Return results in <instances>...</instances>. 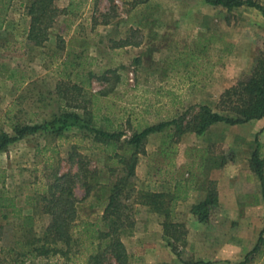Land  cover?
Instances as JSON below:
<instances>
[{"label": "rangeland", "instance_id": "374dc122", "mask_svg": "<svg viewBox=\"0 0 264 264\" xmlns=\"http://www.w3.org/2000/svg\"><path fill=\"white\" fill-rule=\"evenodd\" d=\"M29 1L13 0L0 28V131L13 134L15 124L49 123L66 109L92 113L98 127L119 128L123 135L117 144L122 145L136 129L176 120V127L147 136L120 199L133 221L127 226L130 220H123L119 233L129 264H184L199 256L194 237L201 230H192L193 239L186 241L184 224L192 217L183 201L192 193H199L196 202L205 197L210 167L224 172L226 196L233 183L240 203L263 205L261 183L250 166L260 132L249 136L244 124L226 123L199 135L189 129L200 106L225 114L220 94L251 74L264 42L259 11L205 0H53L66 12L55 17L47 41L34 45L27 37ZM84 124L69 121L60 136L43 128L0 151V264H12L22 245L40 238L49 224L41 197L55 174L65 175L60 182L76 199L74 252L57 264H86L97 253H102L100 264H118L99 246L101 239L88 237L87 228L106 229L101 214L108 186L124 176L125 168L116 156L108 157ZM257 150L264 161V144L258 143ZM94 172L104 185L93 186ZM88 182L92 187L86 194ZM142 191L173 198L170 216L138 203ZM212 210L216 226L218 215ZM168 222L184 226L179 242L164 226ZM261 248L249 264H264V244ZM23 264L48 261L37 256Z\"/></svg>", "mask_w": 264, "mask_h": 264}, {"label": "trees", "instance_id": "16d2710c", "mask_svg": "<svg viewBox=\"0 0 264 264\" xmlns=\"http://www.w3.org/2000/svg\"><path fill=\"white\" fill-rule=\"evenodd\" d=\"M13 0H0V28L5 19V14ZM206 3L214 6H223L233 8L248 6L259 11L264 17V3L257 0H205ZM66 10H59L53 0H30L27 5V14L29 15V26L27 37L34 45H41L48 39V29L54 22L59 13H65ZM219 108L226 112L221 114L211 110L208 106H200L197 113L191 120L189 126L196 134L204 133L212 124L221 122L229 125L242 124L253 119L264 118V42L261 52L255 60L251 74L246 79L237 80L233 85L223 90L219 97ZM64 110V111H63ZM94 116L90 113L88 116H82L75 111L62 109L54 120L43 124H15L12 126L13 134L0 131V151L5 150L12 143L22 139L24 136L34 134L37 131L50 127L57 136L68 126L69 121H85V128L93 135V139L102 143L106 151L109 152L111 159L117 157L116 163L120 164L125 171L124 176L116 181L109 183L108 196L101 214V221L105 230H98L94 227L87 228L88 237L101 239L99 246L108 251L111 257L118 264H129V255L126 252L120 240V231L123 228V220H130L129 214L123 212L121 196L124 193L128 178L134 175V169L137 162V155L144 153V142L148 135L159 132L167 126L174 124L176 120H164L152 124H147L141 129H136L131 136L124 140L125 144H117L119 138L123 135L119 128L113 125L98 127L94 124ZM121 145V146H120ZM125 147V148H124ZM122 149V154H118ZM124 154V156H123ZM128 156H127V155ZM120 155V156H119ZM222 165V162L218 166ZM254 173L258 176L264 203V161L258 155L257 144L252 153V162L250 164ZM216 167V166H215ZM214 167H210L211 169ZM4 170L0 168V183L4 181ZM96 173L92 176L94 185L102 183L95 179ZM65 175L55 174L51 184L42 192L41 199L44 201V212L50 214L51 220L44 227L40 238L27 240L17 252L16 258L12 259V264H23L26 259L37 256L44 257L48 264H57L59 259H69L74 252L76 239L73 237V222L76 217V199L72 191L64 187L60 182ZM91 178V179H92ZM89 182L86 188V194L90 191ZM139 202L147 206L150 210L162 214L168 218L171 214V202L173 198H166L162 192L142 191L138 193ZM217 204V191L215 182L208 180L205 197L191 206L193 213L199 222L206 223L209 220L212 208ZM29 219L28 217H25ZM264 221V216H263ZM133 221L127 224L130 226ZM91 225V224H87ZM165 227L171 228L172 239L179 242L186 234L184 226L177 222H168ZM96 232L98 233L97 236ZM108 239V241H106ZM264 244V225L260 232L255 246L243 257L242 260L235 261L232 264H249L255 257L262 253L261 246ZM171 252L178 256L175 248H170ZM102 253L90 254L86 264H100ZM55 259V260H53ZM202 262H190L184 264H200Z\"/></svg>", "mask_w": 264, "mask_h": 264}, {"label": "crops", "instance_id": "0c3cea01", "mask_svg": "<svg viewBox=\"0 0 264 264\" xmlns=\"http://www.w3.org/2000/svg\"><path fill=\"white\" fill-rule=\"evenodd\" d=\"M219 123L221 122L214 123L210 127ZM242 124H244V128L248 130L249 136L260 132V140L258 139V143L264 144V118L253 119ZM208 170L209 179L215 181L217 191V204L214 206L215 209L213 208L214 210H212L216 211L218 215L217 225L211 224L213 216L209 217L208 222L202 223L199 222L198 219L195 220L192 213L190 214L188 211V215L192 217V220H187V223L184 224L189 231L186 241L189 243V241L193 239L194 234L192 230L196 231L199 229L201 230V235L200 237H194V239L199 241L201 253H199V256L195 258L193 262L200 261L202 262L200 264H232L235 261L242 260L255 246L264 225V203L263 205L240 203L238 201V192L233 183L229 190H227L226 196L223 191L224 179L222 175L224 172L222 169L220 167H214ZM236 178L238 179L236 180ZM236 181L240 182V177H235L234 182L236 183ZM243 192L247 193V190ZM198 194L199 193L196 195L198 196ZM196 195L192 193L190 196L184 198L183 202L186 207H190L198 202L195 201ZM200 198V200H202L204 194H202ZM255 213L256 215L261 214V217L256 218V216H254ZM254 219L258 222H255ZM193 221L196 222L195 225ZM188 222H192L193 226L189 225ZM257 229L258 231L256 232Z\"/></svg>", "mask_w": 264, "mask_h": 264}]
</instances>
